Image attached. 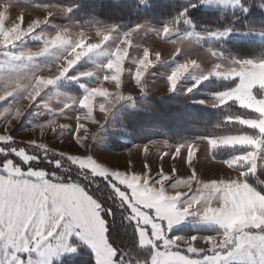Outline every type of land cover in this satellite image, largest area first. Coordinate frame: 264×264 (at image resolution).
<instances>
[{"label": "snow or ice", "instance_id": "6c2138e0", "mask_svg": "<svg viewBox=\"0 0 264 264\" xmlns=\"http://www.w3.org/2000/svg\"><path fill=\"white\" fill-rule=\"evenodd\" d=\"M197 5L240 16L251 7L244 0H196L190 7ZM73 11L60 0H0V264L71 261L80 244L90 249L92 264H264V56L237 58L222 45L201 46L177 62L166 76L167 93L186 77L194 83L184 95L222 81L208 99L192 101L221 115L207 135L164 143L169 151L160 159L174 161L170 172L161 164L153 175L150 162L140 172L135 162L121 170L106 165L89 141L114 109L135 106L127 85L148 95L150 70L180 56L194 29L184 28L191 23L186 9L151 29L157 42L172 46L165 59L135 39L147 22L118 33V25L95 18L77 24ZM234 33L248 35L227 25L205 36L223 41ZM82 61L90 67L78 69ZM61 83L68 86L57 94L62 99L45 101L46 90ZM33 107L46 118L25 129L38 135L17 141L13 129ZM65 137L76 151L49 146ZM201 150L220 174L197 171ZM118 213L131 243L113 238ZM189 219L216 231L177 236L176 226Z\"/></svg>", "mask_w": 264, "mask_h": 264}, {"label": "trees", "instance_id": "16d2710c", "mask_svg": "<svg viewBox=\"0 0 264 264\" xmlns=\"http://www.w3.org/2000/svg\"><path fill=\"white\" fill-rule=\"evenodd\" d=\"M244 2L251 6L246 16H240L233 11L205 8L203 5L190 7L196 3V0H145L143 4L139 0H60L63 6L74 8L71 15L77 24H84L95 18L106 24H116L121 29H128L134 24L145 22L154 26H163L165 22L173 20L180 11L186 9V15L191 23L199 28L223 29L227 25H232L238 30H264V9L258 7L259 4H264V0H244ZM64 22L67 21L64 20ZM221 45L227 56L237 58L264 56L263 43ZM223 83L212 80L203 83L188 95L150 96L137 100L136 110H124L115 119V125L121 132L123 131L118 135L121 140L109 139L107 147L113 152H122L132 145H146L155 140L175 143L183 138L207 135L212 130L210 124L219 118L221 112L194 104L192 101L208 99L209 93ZM62 90L65 92L67 88ZM73 93L78 94L79 91ZM109 221L112 227L111 217ZM214 231L216 229L183 228L175 233L187 238L191 235H205ZM112 235L117 241L131 243V230L126 222L121 223L119 213ZM91 257V251L79 245L78 253L71 261L65 258L53 264H92Z\"/></svg>", "mask_w": 264, "mask_h": 264}, {"label": "rangeland", "instance_id": "374dc122", "mask_svg": "<svg viewBox=\"0 0 264 264\" xmlns=\"http://www.w3.org/2000/svg\"><path fill=\"white\" fill-rule=\"evenodd\" d=\"M204 7L208 8L206 6ZM33 14L35 15L38 13H33ZM56 22L64 23V20L58 19ZM148 25L150 26L149 28L142 29L137 34H135V39L142 45L148 44L153 49L161 51L163 54V57L165 59H169L172 46L157 42L156 37H155V32L151 30L152 28H159L162 26H154L150 24ZM184 28L186 32H193V29H194L193 35L189 36V38L185 41L181 55L178 56L174 61L158 63L150 70L149 74L146 76V80L148 81V87L149 89H151L148 95L145 97H140L138 90L135 89L134 85L131 87L130 84L126 86L125 94L131 93L132 95L136 97V101L146 98V97H150V96L151 97H163V96H168V95L183 96L184 95L183 92L185 88L190 87L192 83H194V81L190 77H186L178 85L176 93L168 94L166 90V84H165L166 76L167 74L170 73V71L175 66V64L183 60L187 55L199 53L202 50L201 46L203 47L212 46L213 47L214 45H218V44L221 45V44H226V43H263L264 44V30H251V31L250 30H239L241 33L247 32L248 35L247 36H237L234 33L227 40L209 41L206 38L205 33L207 31H211L214 29L199 28L193 25L192 23H190L187 26H184ZM126 30L127 29L118 28V33L122 31H126ZM26 46L31 47L32 45L29 44ZM133 56H135V53H133ZM203 59L206 60V58H203ZM126 66L132 67L134 70V66H132L130 62H126ZM204 66L207 67V63H205ZM77 67L78 69L83 70L86 67H90V65L88 64L87 61H82L81 64L78 65ZM125 83H128V81L126 80ZM63 88H68V86L64 83H61L57 85L55 88H49L48 90H46V93L44 95V100L50 103H54L56 102L57 99H62V97H58L57 94L59 92H64L62 90ZM197 89L198 87L194 89L193 91ZM76 91H79V90L77 89ZM78 94L73 93V92L70 93V95H78ZM136 109H137L136 103H135V106L121 105V106H118L116 109H114L113 112L109 115L104 128L98 133H96V137L93 141L91 140L89 141V143L91 144L90 145L91 151L96 153L98 157L106 165H109L113 168H119L123 170L128 167L129 162H135V170L137 172H140L143 170V164L150 162L152 170H153V175H155L156 172L159 170L161 164L163 165V170L165 172H170L174 161L168 157H164L163 160L160 159V157L162 156L164 152L169 151V149L164 147L165 141L155 140L146 145H132L130 148L122 152H113L109 150V148L107 147L108 146L107 141L109 139L121 140L118 137L119 132L121 131L118 129V126L115 125V119L124 110H136ZM96 115L99 118V113H96ZM45 118H46V113L42 107H33L28 112H26L25 115L19 121V123H17L15 128L13 129V135L16 138V140L26 141L27 139L33 138L34 136L38 135V133H32L31 131H27L25 129L44 120ZM60 123L71 124L72 121L69 119H63L60 121ZM89 128H90V132L96 131L95 125H89ZM50 136H51V133H48L45 139H48V137ZM49 146L52 148H63L65 150L76 151V149L73 148L72 145L68 144L67 137L64 138L63 144H61V142L57 140L55 144H50ZM145 146L148 148L147 153H144L142 151V149ZM137 149H141V151L138 153ZM197 171L202 173L204 176L211 177L213 175L220 174V166L213 163L210 160L204 159L203 150H201ZM185 174H186V166L185 168L181 169V175H185ZM183 228L215 229L214 226L200 224L196 222L195 220H191V219L186 220L183 224L176 226L175 232ZM175 234L177 235V233ZM80 245L87 248L86 245H83V244H80ZM53 262H57V260H53L52 264Z\"/></svg>", "mask_w": 264, "mask_h": 264}]
</instances>
